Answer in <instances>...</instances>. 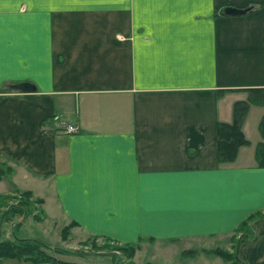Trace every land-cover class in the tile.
<instances>
[{"label": "crops", "instance_id": "obj_1", "mask_svg": "<svg viewBox=\"0 0 264 264\" xmlns=\"http://www.w3.org/2000/svg\"><path fill=\"white\" fill-rule=\"evenodd\" d=\"M254 88L264 0H0V192L122 242L225 235L260 211L236 251L264 264V102L231 160L216 148L217 121Z\"/></svg>", "mask_w": 264, "mask_h": 264}, {"label": "rangeland", "instance_id": "obj_2", "mask_svg": "<svg viewBox=\"0 0 264 264\" xmlns=\"http://www.w3.org/2000/svg\"><path fill=\"white\" fill-rule=\"evenodd\" d=\"M6 165L0 155V166L4 169ZM11 169H5L0 180L8 179ZM22 191L9 186L8 190L0 192V213L7 212L0 220L1 237L11 238L13 232L19 237L37 239L43 243V252L61 260L76 264H235L232 255H236L241 264H246L236 251L239 242L252 237L246 226L229 234L188 241L172 242L139 236L135 241L122 242L108 236L85 234L74 221L62 224L45 218L42 200L32 193L28 197ZM19 205L24 207L25 212L18 211ZM243 233L245 235L242 236ZM128 243L134 244L132 255ZM214 249L228 251L229 257L220 255ZM5 261L33 264L30 261L0 258V264H5Z\"/></svg>", "mask_w": 264, "mask_h": 264}, {"label": "trees", "instance_id": "obj_3", "mask_svg": "<svg viewBox=\"0 0 264 264\" xmlns=\"http://www.w3.org/2000/svg\"><path fill=\"white\" fill-rule=\"evenodd\" d=\"M250 102H264V88L249 89V94L245 99H238L233 102L232 106V118L230 121H217L216 125V148H217V159L220 162L229 161L235 155V152L239 145L246 142V139L241 130V121L245 114V111ZM259 130L263 140L255 147V158L259 165L264 166V119L259 122ZM5 169H10L8 165L3 169L0 166V178L5 173ZM24 195L28 197L31 195V191L23 190ZM38 201H40L38 199ZM18 211L25 212L24 207H18ZM6 211L0 213V220L6 216ZM262 216L260 211H255L247 215L242 219L237 226L233 229L244 228L246 226L250 233V225L253 217ZM247 224V225H246ZM1 233V231H0ZM245 235L244 233L242 236ZM43 243L37 239L30 237H19L12 232L11 238L1 237L0 234V258H13L16 260L30 261L33 264H76L73 262L61 260L54 256L43 252L41 249ZM130 246V255L133 253L134 244L128 243ZM220 255L229 257V252L226 250H217ZM232 260L235 264L239 261L232 255ZM239 264H241L239 262Z\"/></svg>", "mask_w": 264, "mask_h": 264}, {"label": "water", "instance_id": "obj_4", "mask_svg": "<svg viewBox=\"0 0 264 264\" xmlns=\"http://www.w3.org/2000/svg\"><path fill=\"white\" fill-rule=\"evenodd\" d=\"M242 11H243V9L235 7V6H226V7H223L221 9V12L225 13V14H236V13H240ZM21 86H23V85H21Z\"/></svg>", "mask_w": 264, "mask_h": 264}, {"label": "built area", "instance_id": "obj_5", "mask_svg": "<svg viewBox=\"0 0 264 264\" xmlns=\"http://www.w3.org/2000/svg\"><path fill=\"white\" fill-rule=\"evenodd\" d=\"M59 128H61L64 132H71L75 130V126H73L72 124L69 123H60Z\"/></svg>", "mask_w": 264, "mask_h": 264}]
</instances>
